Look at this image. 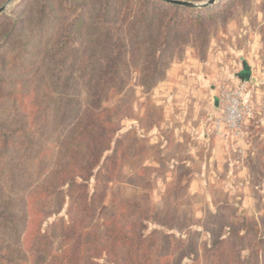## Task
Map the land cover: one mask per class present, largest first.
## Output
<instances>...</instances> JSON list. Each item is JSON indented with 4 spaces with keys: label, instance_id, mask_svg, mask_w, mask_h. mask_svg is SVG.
Returning a JSON list of instances; mask_svg holds the SVG:
<instances>
[{
    "label": "rangeland",
    "instance_id": "obj_1",
    "mask_svg": "<svg viewBox=\"0 0 264 264\" xmlns=\"http://www.w3.org/2000/svg\"><path fill=\"white\" fill-rule=\"evenodd\" d=\"M141 1L0 0V8L7 7L0 14V208L9 205L21 220L15 222L18 235L0 224V250L20 248L27 257L20 264H43L47 250L61 246L52 226L67 219L69 202L63 198L66 188L50 174L71 129L62 109L88 106L79 61L85 47L99 46L91 24L109 20L129 35L132 23L140 27L144 22ZM227 6L226 15L204 21L202 32L195 15L182 14L180 28L189 26L192 33L165 52L154 89L144 87L135 63L123 86L109 82L103 106L116 137L100 165L106 158L109 167L118 161L117 175L109 183L110 176L98 168L89 193L96 192L97 206L102 200L107 209L123 197L142 196L153 211H161L164 199L171 198L186 228L170 233L186 238L197 232L196 241L209 246L213 242L204 221H211L210 210L222 225L235 224L245 235L236 252L248 258L251 247L258 251L257 260L244 264H264V0H228ZM149 10L155 13L153 29L161 31L162 14L153 6ZM244 62L246 68L240 65ZM240 73L244 78L239 81L235 76ZM238 91L255 118L233 133L217 121L218 99ZM176 185H188V191ZM147 226L148 232L160 228ZM220 229L219 236L228 235L227 227ZM39 231L47 238H40ZM187 256L181 254L174 264H192ZM201 256L198 264H210Z\"/></svg>",
    "mask_w": 264,
    "mask_h": 264
},
{
    "label": "trees",
    "instance_id": "obj_2",
    "mask_svg": "<svg viewBox=\"0 0 264 264\" xmlns=\"http://www.w3.org/2000/svg\"><path fill=\"white\" fill-rule=\"evenodd\" d=\"M141 2L144 22L140 27L138 23H132L127 31L128 35L119 26L110 24L109 20L92 23V31L94 29L93 32L98 37L95 41L99 42V46H94L96 50L87 46L80 53L81 79L88 89V106L83 110L75 105L66 106L61 111L63 120L68 121L65 126L71 129L69 135L61 142V160L50 176L62 185L61 189L66 188L63 198L64 202L68 199L69 208L67 219L60 218L58 223L52 226L55 233H59L61 246L58 251L47 250L48 258L43 264H174L185 252L189 254L187 259L192 261V264H198L204 254L210 264H244L250 258L257 260L258 251H253V247L248 258H244L241 252H236L245 235L239 234L235 224L222 225L218 214H213L210 210L208 213L211 221L208 218V221L204 222L213 242L211 246L206 242L196 241L194 235H200L197 232L187 234L186 238L170 233L186 228L181 221L178 222V212L169 204L171 198L164 199L165 206L161 211H153L149 199L142 196L136 199L123 197L111 209H107L102 200L100 206H97L96 192L89 193L88 183L98 168L110 176L109 183H112L117 175L118 161L109 167L106 158L100 165L105 153L112 150L116 137L115 133L111 136L113 130L109 127V110L103 106L108 102L109 82L112 81L119 88L123 86L124 76L135 63V67L140 69L137 72L140 79L144 77V87L154 89L161 79L159 69L163 67L165 52L175 44L173 41L187 39L192 33L189 26L180 28L182 14L187 11L195 15L198 20L197 29L202 32L204 21L213 22L215 17L224 16L229 10L228 0L199 10L175 6L163 0ZM148 6H153L154 10L162 14L159 21L162 23V30L159 32L157 27L153 29L155 13L147 11ZM69 75V80H72V70L67 74ZM68 86V82H64L63 88ZM69 98L66 96V99ZM133 147L138 149L137 145ZM112 152L115 156L116 148ZM98 176L99 174L96 175V180ZM187 186H177V190L185 193L188 191ZM220 209L217 206V211ZM16 221L19 223L21 220L11 213L9 205L4 204L0 208L1 226L18 235ZM148 223L160 228L148 232ZM202 226L205 227L204 223ZM222 227L229 229L227 236H219V229ZM38 236L47 238L46 233L42 231H39ZM15 248L5 245L0 250V264H20V261L27 260L24 251Z\"/></svg>",
    "mask_w": 264,
    "mask_h": 264
},
{
    "label": "built area",
    "instance_id": "obj_3",
    "mask_svg": "<svg viewBox=\"0 0 264 264\" xmlns=\"http://www.w3.org/2000/svg\"><path fill=\"white\" fill-rule=\"evenodd\" d=\"M219 112L218 123L233 133H240L245 123L255 118L254 110L243 101L240 91L223 93Z\"/></svg>",
    "mask_w": 264,
    "mask_h": 264
},
{
    "label": "water",
    "instance_id": "obj_4",
    "mask_svg": "<svg viewBox=\"0 0 264 264\" xmlns=\"http://www.w3.org/2000/svg\"><path fill=\"white\" fill-rule=\"evenodd\" d=\"M165 2H168L172 5L179 6V7H184V8H189V9H203L209 6H212L216 4L218 0H208L204 4H197V3H192L188 1H182V0H163ZM6 6L0 8V14L6 11Z\"/></svg>",
    "mask_w": 264,
    "mask_h": 264
},
{
    "label": "crops",
    "instance_id": "obj_5",
    "mask_svg": "<svg viewBox=\"0 0 264 264\" xmlns=\"http://www.w3.org/2000/svg\"><path fill=\"white\" fill-rule=\"evenodd\" d=\"M210 64V60H208L207 62H206V64L207 65H209ZM240 65L241 66H244L245 68L247 67V65H249V63L247 64L246 62H244V63H240ZM239 73V72H238ZM235 77H237L236 79L237 80H242L244 77H242V74L240 73V74H238L237 76H235ZM221 98V97H220ZM220 98L218 99L219 101H220ZM218 100H217V102L215 101V106L217 107L218 106ZM220 103V102H219ZM219 111V110H218ZM191 186H192V184H191ZM191 186H190V189H191Z\"/></svg>",
    "mask_w": 264,
    "mask_h": 264
}]
</instances>
